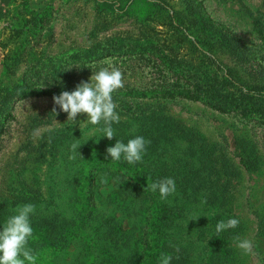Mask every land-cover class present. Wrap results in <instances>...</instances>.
Listing matches in <instances>:
<instances>
[{
  "label": "rangeland",
  "instance_id": "374dc122",
  "mask_svg": "<svg viewBox=\"0 0 264 264\" xmlns=\"http://www.w3.org/2000/svg\"><path fill=\"white\" fill-rule=\"evenodd\" d=\"M202 18L233 32L245 53ZM258 29L264 34V0H0V230L17 205L32 203L27 246L36 264H93V243L118 227L131 239L112 246L115 264H160L162 253L171 264H264ZM109 62L124 78L111 140L85 114L71 125L53 101ZM136 135L150 141L142 162L113 161L106 149ZM77 139L81 155L70 159ZM163 177L176 181L168 200L144 190ZM192 212L201 216L189 220ZM229 218L239 226L217 237V222ZM237 235L252 241L251 254Z\"/></svg>",
  "mask_w": 264,
  "mask_h": 264
},
{
  "label": "clouds",
  "instance_id": "9594fccd",
  "mask_svg": "<svg viewBox=\"0 0 264 264\" xmlns=\"http://www.w3.org/2000/svg\"><path fill=\"white\" fill-rule=\"evenodd\" d=\"M124 87V78L121 70L109 62V67H104L93 73L90 82L81 81L72 91H62L59 95L53 96L55 105L60 110L67 113V121L71 125L76 124L77 116L85 114L87 120L92 125H101L99 130L103 133V137L109 140L115 137L113 124L120 123V115L116 111L118 105L113 98V93ZM52 112L57 115L56 107ZM52 129H47L51 131ZM34 136L40 135V131L36 130ZM150 143L143 136L136 135L134 138L128 139L127 143L116 139L114 146H109L106 151L113 161L123 159L128 164H136L142 162L146 153V146ZM80 143L79 139L70 145V159H75ZM103 183L107 181L102 179ZM144 190H151L153 193L159 192L162 200H168L170 196L176 195V181L172 177H163L154 182L147 183ZM171 203V201H169ZM207 203L206 196H202L201 205ZM36 211V206L32 203L17 205L13 212L15 214L7 217L0 230V264H36L37 256L33 250L29 248V238L33 236V228L30 216ZM201 215L192 212L189 214V220H196ZM188 220V221H189ZM240 224L239 219L229 218L226 221L220 220L215 226L217 237L223 231L237 228ZM237 247L245 254L253 252V243L251 240L241 238L238 235L234 237ZM178 251V249H177ZM172 256L162 253L160 256V264H171Z\"/></svg>",
  "mask_w": 264,
  "mask_h": 264
},
{
  "label": "trees",
  "instance_id": "16d2710c",
  "mask_svg": "<svg viewBox=\"0 0 264 264\" xmlns=\"http://www.w3.org/2000/svg\"><path fill=\"white\" fill-rule=\"evenodd\" d=\"M192 7L196 8L198 5L196 4H191ZM199 22V21H198ZM200 22L202 23V25L204 27H209L212 30L213 34H218L217 38L218 40H222V42H225L235 53L237 54H244V49L245 46L244 44L236 37L235 34H233V32L228 31L227 29H224L221 26H218L217 24H215L214 22L211 23L210 20H207L206 18H202L200 19ZM257 33L259 35V38L262 42L263 48H264V34L262 33V31L260 29L257 30ZM20 95V94H19ZM184 97L189 98V99H193V100H198V93L196 92H188L183 94ZM208 106H210L213 109L219 110V111H225L227 110V105L222 103V102H213V101H207L205 102ZM239 107H241V111L243 114L246 113L247 106L246 105H241L239 104ZM100 187V186H98ZM53 224V223H52ZM110 227V226H109ZM42 230L44 228V226L40 227ZM112 228H110L108 231H105L107 234V236L105 237V239L107 238L109 240L108 241H101V242H95L93 243V247L95 249V251L97 252V255L99 256V258H96V260L93 262V264H100V263H105V264H115L117 262V260L115 259V255L112 252L113 248L112 246L115 245V243L119 242L120 245H128L130 242L131 237L129 236V234H126L124 232V229L121 227H118L116 229V231H121V234L114 236L112 233ZM45 235L47 237V239H50L52 241H54L55 245L58 244H64V239L63 240H59V238L52 236L51 232L48 230H45ZM50 243H52L51 241H49ZM115 259V260H114ZM76 264H82V260L80 259H75L74 260Z\"/></svg>",
  "mask_w": 264,
  "mask_h": 264
}]
</instances>
